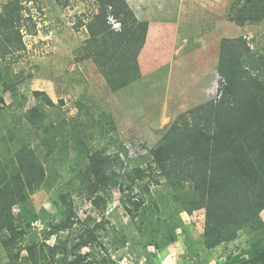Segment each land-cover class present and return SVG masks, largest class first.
<instances>
[{
    "label": "rangeland",
    "instance_id": "obj_1",
    "mask_svg": "<svg viewBox=\"0 0 264 264\" xmlns=\"http://www.w3.org/2000/svg\"><path fill=\"white\" fill-rule=\"evenodd\" d=\"M66 1L21 0L23 47L0 54V177H15L13 162L24 148L38 154L46 174L41 187L13 205L23 233L10 254L2 243L8 233H0V264H240L253 258L264 246V210L235 238L207 248L205 208L181 207L151 150L180 114L216 98L224 38L241 39L246 67L264 54V18L236 23L230 12L237 0H162L168 15L186 19L194 35L200 29L208 49L187 55L194 37L180 38L181 53L169 57L190 58L155 71L139 63L141 75L147 69L143 79L113 90L85 48L96 0ZM5 40L0 34V47ZM263 69L252 72L264 80ZM200 75L213 78L204 97L191 95L205 84ZM33 107L49 131L29 121ZM92 154L103 159L101 182L86 173ZM67 214L72 225L52 234Z\"/></svg>",
    "mask_w": 264,
    "mask_h": 264
},
{
    "label": "trees",
    "instance_id": "obj_2",
    "mask_svg": "<svg viewBox=\"0 0 264 264\" xmlns=\"http://www.w3.org/2000/svg\"><path fill=\"white\" fill-rule=\"evenodd\" d=\"M57 1L67 5L66 0ZM96 2L97 12L87 16L85 23L89 33L85 48L88 56L95 58L111 88L117 90L141 76L138 57L146 42L148 22L139 20L126 0ZM230 13L232 20L240 25L259 22L264 18V0H237ZM23 17L21 0H6L0 6V34L6 37L0 54L23 47ZM110 18L120 23L119 29L113 28ZM240 40H222L218 73L225 83L220 99L180 114L151 150L154 163L177 194L176 201L182 200L181 207L188 212L205 208V246L209 249L235 238L238 230L258 222L264 210V80L261 74L252 72L264 68V54L253 56L250 65L244 66ZM101 44L102 50L98 49ZM109 67L118 72L119 78H115ZM47 102L53 103L50 98ZM35 112L37 107L30 110L29 121L44 126L35 120ZM43 131L49 128L44 126ZM47 139L44 135L41 143L46 145ZM18 156L13 162L17 168L15 177L5 182L6 176L0 177V233H8L2 243L9 254L23 233L15 225L12 207L41 187L46 176L34 150L27 152L24 148ZM90 160L86 173L101 182L103 159L92 154ZM70 225L67 214L50 229L52 234H57ZM28 251L31 254L32 247ZM240 264H264V246L253 258Z\"/></svg>",
    "mask_w": 264,
    "mask_h": 264
},
{
    "label": "crops",
    "instance_id": "obj_3",
    "mask_svg": "<svg viewBox=\"0 0 264 264\" xmlns=\"http://www.w3.org/2000/svg\"><path fill=\"white\" fill-rule=\"evenodd\" d=\"M147 2H150L151 9L145 7L146 5L144 4H147ZM161 2L162 0H143V1L139 0L137 1L136 4L129 2V5L134 10L136 17L139 20L148 22V33L146 36V42L138 58L140 65L143 64L141 65L142 69L146 64L142 62H148L152 64L149 67L150 71H155L162 66H168L170 69H173L174 64L176 63L179 64L184 60L190 58L192 55L199 54L198 52L201 53V51L203 52L204 50L208 49V43L204 42L203 39H201V37H203V34L200 32V29H198L197 31L199 32H196V34L194 35L193 32H191L188 24L185 23L186 19L180 18V15L178 16L177 14H176L177 16H175V14L168 15L169 10ZM180 38L181 39L183 38V40L186 41L187 43H188L187 39L193 38L194 42L191 41L192 43H189L190 45L193 46H191L192 48H190V51L187 55H191V56L189 57L186 56L185 59L180 58L176 60L174 59V57H169V56L170 53L172 52L174 54L181 53V49H183L182 47L183 45L179 44ZM196 39L199 41H196ZM189 44L188 46H190ZM188 46L187 44H185L184 50H186V47ZM193 48L195 49L193 50ZM145 70L143 71L145 72ZM205 70H207L206 67ZM144 72H142V75L137 79L138 81L143 79L145 75ZM200 76H202L199 78L200 81L202 79H205V84H203L202 87L199 86L197 88V92L191 95L204 97L206 96L207 92L211 90V87L213 86V78L211 82L208 80L207 76L204 77L203 75Z\"/></svg>",
    "mask_w": 264,
    "mask_h": 264
},
{
    "label": "built area",
    "instance_id": "obj_4",
    "mask_svg": "<svg viewBox=\"0 0 264 264\" xmlns=\"http://www.w3.org/2000/svg\"><path fill=\"white\" fill-rule=\"evenodd\" d=\"M113 28L115 29H119L120 28V23L115 21L114 19L110 18ZM225 83L224 78H222L220 75L218 77L217 80V85H216V98L214 99V101H217L218 99H220L221 95H222V90H223V84Z\"/></svg>",
    "mask_w": 264,
    "mask_h": 264
}]
</instances>
